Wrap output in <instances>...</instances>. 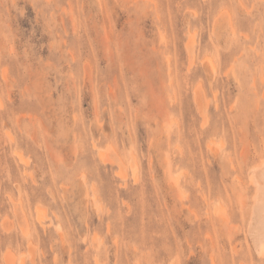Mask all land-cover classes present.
<instances>
[{
    "label": "rangeland",
    "instance_id": "1",
    "mask_svg": "<svg viewBox=\"0 0 264 264\" xmlns=\"http://www.w3.org/2000/svg\"><path fill=\"white\" fill-rule=\"evenodd\" d=\"M259 154L264 0H0V264H229Z\"/></svg>",
    "mask_w": 264,
    "mask_h": 264
},
{
    "label": "bare ground",
    "instance_id": "2",
    "mask_svg": "<svg viewBox=\"0 0 264 264\" xmlns=\"http://www.w3.org/2000/svg\"><path fill=\"white\" fill-rule=\"evenodd\" d=\"M210 59L212 60L211 57ZM99 156L103 158V153L100 151H99ZM21 157L20 159L23 158ZM259 157H261L259 158L260 160L258 159L259 162L250 165L249 169L246 167L248 169L247 179L250 185L252 186L251 188L252 194L250 195L252 200L250 199L251 203L248 204V207L249 205L250 207L248 209L249 214H248V221H247V234L249 235L251 239V242H252L251 244H253L252 246L254 247V251L264 249V155H260ZM240 200L242 201V199ZM241 201H240V204H241ZM242 205L243 204H241V206ZM38 217L40 218V216ZM7 254H11V253H7ZM10 258H11V255H10Z\"/></svg>",
    "mask_w": 264,
    "mask_h": 264
},
{
    "label": "clouds",
    "instance_id": "3",
    "mask_svg": "<svg viewBox=\"0 0 264 264\" xmlns=\"http://www.w3.org/2000/svg\"><path fill=\"white\" fill-rule=\"evenodd\" d=\"M229 264H264V249L253 251L249 248L241 255L240 259L230 261Z\"/></svg>",
    "mask_w": 264,
    "mask_h": 264
},
{
    "label": "snow or ice",
    "instance_id": "4",
    "mask_svg": "<svg viewBox=\"0 0 264 264\" xmlns=\"http://www.w3.org/2000/svg\"><path fill=\"white\" fill-rule=\"evenodd\" d=\"M101 152L103 153V149H101Z\"/></svg>",
    "mask_w": 264,
    "mask_h": 264
}]
</instances>
